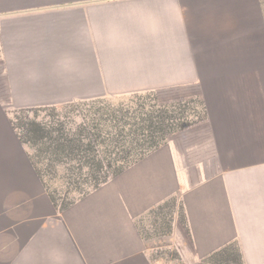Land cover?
Wrapping results in <instances>:
<instances>
[{"label":"crops","instance_id":"obj_1","mask_svg":"<svg viewBox=\"0 0 264 264\" xmlns=\"http://www.w3.org/2000/svg\"><path fill=\"white\" fill-rule=\"evenodd\" d=\"M0 61V264H160L139 221L172 197L183 264L229 246L264 264L260 0H0ZM193 86L209 134L170 137L65 210L13 124L15 110Z\"/></svg>","mask_w":264,"mask_h":264},{"label":"trees","instance_id":"obj_2","mask_svg":"<svg viewBox=\"0 0 264 264\" xmlns=\"http://www.w3.org/2000/svg\"><path fill=\"white\" fill-rule=\"evenodd\" d=\"M260 1L264 10V0ZM2 72L3 64L0 61V89L4 91ZM160 92L168 97L162 101H149L137 106L103 108L102 115L97 112L94 117L88 118L85 124L80 125L78 132L61 131L56 136H46L48 141L43 143L45 148L39 149L31 157L49 197L57 208L65 210L77 199L60 206L61 199L54 194L56 192L50 190L45 180L47 176L62 175L75 189H79L78 184L87 181L90 191H93L164 146L170 137L179 139L188 148L210 133L208 112L200 87ZM100 100L80 103L87 106ZM13 124L22 143L33 146L39 143L35 140L43 134L39 126L20 130L14 121ZM176 212L179 213V229L193 247L184 207L179 203L178 197L170 198L148 213L153 222L151 226L155 234L170 236ZM139 230L147 240L148 237L140 225ZM174 255L181 260L177 251ZM229 258H235L237 264H242L241 255L234 246L215 253L205 263L217 260L221 262Z\"/></svg>","mask_w":264,"mask_h":264},{"label":"rangeland","instance_id":"obj_3","mask_svg":"<svg viewBox=\"0 0 264 264\" xmlns=\"http://www.w3.org/2000/svg\"><path fill=\"white\" fill-rule=\"evenodd\" d=\"M165 97L167 98L168 96L160 91H154L136 93L120 98H105L87 106H83V103L75 102L56 107L20 109L14 111L13 119L20 130L29 127L33 128L34 126H39V128H41L40 130H42L44 135L42 134L39 138L35 139L39 143H36L34 146L27 145L33 154L38 152L39 149L45 148L43 143H45V141L47 142V138L51 135L56 136L61 131L71 133L78 132L80 125L85 124L88 118L94 117V114H97V112H100V115H102L103 108H108L110 106L117 107L121 105L137 106L140 103H148L149 101H162L165 100ZM46 136L48 137L46 138ZM45 180L48 183L50 190L56 192L54 194L61 199L59 202L60 206L82 197L87 191L91 190L87 181L78 184L79 189H75L73 185L68 184L66 178H62V175H50L45 177ZM152 223L153 222L149 217L139 221L140 227L143 229L146 237H148L147 241L152 249L153 257H155L160 264H182V261H179L174 255L177 249L170 244L169 236L161 235L159 232V234H155V231L151 226ZM218 261L219 260L211 263L208 262V264H237L235 258H229L222 260L221 262Z\"/></svg>","mask_w":264,"mask_h":264}]
</instances>
